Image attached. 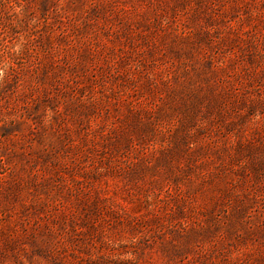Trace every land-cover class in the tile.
<instances>
[{"label":"rangeland","instance_id":"obj_1","mask_svg":"<svg viewBox=\"0 0 264 264\" xmlns=\"http://www.w3.org/2000/svg\"><path fill=\"white\" fill-rule=\"evenodd\" d=\"M0 264H264V0H0Z\"/></svg>","mask_w":264,"mask_h":264}]
</instances>
